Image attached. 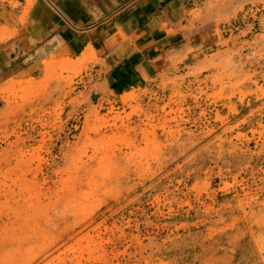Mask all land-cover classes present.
<instances>
[{"label":"rangeland","instance_id":"374dc122","mask_svg":"<svg viewBox=\"0 0 264 264\" xmlns=\"http://www.w3.org/2000/svg\"><path fill=\"white\" fill-rule=\"evenodd\" d=\"M195 19L204 87L151 113L88 106L81 58L10 70L0 24V264H264V0Z\"/></svg>","mask_w":264,"mask_h":264},{"label":"crops","instance_id":"0c3cea01","mask_svg":"<svg viewBox=\"0 0 264 264\" xmlns=\"http://www.w3.org/2000/svg\"><path fill=\"white\" fill-rule=\"evenodd\" d=\"M209 1L0 0V24L19 34L26 29L34 42L9 58V69L21 68L31 56L35 61L43 48L84 60L79 82L88 106L151 113L168 104L177 110L204 87L193 68L211 41L199 42L195 16Z\"/></svg>","mask_w":264,"mask_h":264},{"label":"bare ground","instance_id":"6f19581e","mask_svg":"<svg viewBox=\"0 0 264 264\" xmlns=\"http://www.w3.org/2000/svg\"><path fill=\"white\" fill-rule=\"evenodd\" d=\"M22 14V13H21ZM25 14V13H24ZM20 20V19H19ZM20 23V22H19ZM22 23V22H21ZM20 23V24H21ZM1 46V45H0ZM171 58H172V56H171ZM166 59V58H165ZM167 59H168V57H167ZM59 82V81H58ZM58 82H56V83H58ZM55 84V83H54ZM53 84V85H54ZM6 87V86H5ZM54 87V86H53ZM1 89V88H0ZM59 90V89H58ZM61 95V94H60ZM7 96V95H6ZM8 100V99H7ZM33 101V100H32ZM2 102V101H1ZM6 105V104H5ZM8 105H9V103H8ZM10 106H11V104H10ZM7 107V106H6ZM4 108H5V106H4ZM6 109V108H5ZM4 110V109H3ZM5 111V110H4ZM63 228V227H62ZM47 259V258H46ZM8 261V260H7Z\"/></svg>","mask_w":264,"mask_h":264}]
</instances>
